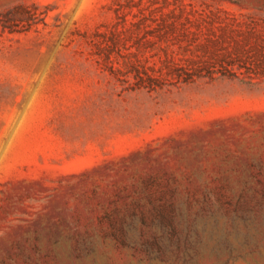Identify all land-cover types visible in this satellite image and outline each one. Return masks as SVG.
Returning <instances> with one entry per match:
<instances>
[{
	"label": "rangeland",
	"instance_id": "obj_1",
	"mask_svg": "<svg viewBox=\"0 0 264 264\" xmlns=\"http://www.w3.org/2000/svg\"><path fill=\"white\" fill-rule=\"evenodd\" d=\"M0 264H264V0H0Z\"/></svg>",
	"mask_w": 264,
	"mask_h": 264
}]
</instances>
